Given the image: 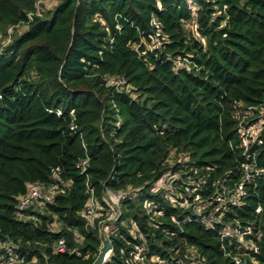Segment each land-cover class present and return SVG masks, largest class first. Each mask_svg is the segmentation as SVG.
Listing matches in <instances>:
<instances>
[{
	"label": "trees",
	"instance_id": "1",
	"mask_svg": "<svg viewBox=\"0 0 264 264\" xmlns=\"http://www.w3.org/2000/svg\"><path fill=\"white\" fill-rule=\"evenodd\" d=\"M38 1L0 0L3 35L25 26L0 51V241L19 264L96 262L98 219L80 215L88 190L103 215L105 190L124 195L102 264H234L244 249L221 232L236 221L264 264L263 175L221 224L194 221L192 202L199 194L203 213L227 204L222 189L234 191L245 163L264 168V124L246 151L238 127L248 106L257 117L264 107V0H55L36 14ZM33 182L60 190L23 219L16 204ZM61 238L64 253L52 246ZM139 243L144 263L128 259Z\"/></svg>",
	"mask_w": 264,
	"mask_h": 264
},
{
	"label": "built area",
	"instance_id": "2",
	"mask_svg": "<svg viewBox=\"0 0 264 264\" xmlns=\"http://www.w3.org/2000/svg\"><path fill=\"white\" fill-rule=\"evenodd\" d=\"M38 1L36 4V14H39L41 11H39V3ZM189 8H194L195 5L193 3L188 4ZM32 13H28L27 17L29 20H32ZM156 30L153 34L149 36L151 39L152 44H158L159 43V26L155 24ZM13 30V26L8 27V32ZM179 65H182L180 61H178ZM253 107L248 106L246 108V111L241 115L238 116V127L239 132L241 135V139L243 141V146L245 151L249 148V145L256 141L257 143H262V139L259 138V134L261 132L262 126L264 124V107H261L258 109V117L255 116ZM82 164L85 163V161L81 162ZM243 177L242 180L236 184L234 191L230 192L225 187L222 189V200L226 197L228 203L225 204L220 202V207H214L209 212L203 213V209L206 208V206L201 205V199L199 194H194L192 197L193 202V208L196 213V217L194 218V221L200 222L205 224L206 226H213L214 224H221L222 219L221 216L229 207V205H237L238 199L240 195L244 194V182L245 181H251L256 176L263 175L264 176V168L256 166V163H248L243 165ZM171 180L172 177L165 174L161 180V185H164L165 187L171 186ZM60 190L58 184H49L45 185L39 182H33L29 183L27 185L26 191L24 194H22L17 201L16 208L17 212L20 216L23 217V219H26V216L24 215L25 211L27 209H31L33 212H41L44 208V205L46 203H49L53 199V195ZM186 191H190V195L192 193H195L197 191V186H194L192 188H186ZM88 193H90V197L88 199V202L85 206V208L82 210L80 215L84 217L87 221V223L91 226L95 224V220L97 221V226L101 230L103 226V219L106 220H112L117 217V202L120 198L124 197L122 193L112 192L111 190H105L103 193L104 199L108 202L110 205V209H108L107 212L103 215L100 212V208L98 207V203L96 202L93 191L88 190ZM227 195V196H226ZM256 213H259L261 211V207L257 206L255 209ZM102 220L100 219L101 217ZM251 232L250 228L247 229V233ZM106 237L104 233H101V239ZM222 238H228V239H235L241 244V247H243V251L239 252L238 254L231 255V259L234 264H258V261L255 258V254L258 253V248L256 245L252 242V239H244L243 233L241 232V225L236 221L233 223H228L227 225L223 226V230L221 232ZM103 243V242H102ZM53 249L56 252L64 253L66 252V243L64 239H59L56 242L53 243ZM14 248H16L14 245H12L8 241H0V264H19V258L17 254L15 253ZM108 251L105 258L109 256ZM145 249L143 244H134L133 247L128 252V259L131 262L135 263H144L146 259V255L144 254ZM188 256L184 255V257H178L173 260V262H165L159 260L157 257H153L152 261L157 262L158 264H189L186 261V258ZM191 264V263H190ZM195 264H202L201 261L197 260L195 261Z\"/></svg>",
	"mask_w": 264,
	"mask_h": 264
},
{
	"label": "rangeland",
	"instance_id": "3",
	"mask_svg": "<svg viewBox=\"0 0 264 264\" xmlns=\"http://www.w3.org/2000/svg\"><path fill=\"white\" fill-rule=\"evenodd\" d=\"M56 3V1L55 0H41V2L39 3V11H41V12H43V11H45L46 9H50V8H52L53 6H54V4ZM23 29H25V26H22V27H19L18 29H17V31H7L6 32V35H3V33L0 31V51L2 50V48H4V46L10 41V37H11V34L12 33H14V35L15 34H17V32H19L20 30H23ZM13 35V34H12ZM101 217V216H100ZM115 219V218H114ZM102 220V219H101ZM113 220V219H112ZM103 222V226H102V228H101V233H104V235L106 236L107 235V232H108V229H106V226H104L105 225V223L107 222V220L106 219H103L102 220ZM107 238V236L106 237H104L103 238V240H102V242L104 241V239H106ZM108 239V238H107ZM190 252H193V250L192 249H190ZM110 253V252H109ZM188 256V255H187ZM188 258H189V256H188ZM107 259V258H106ZM192 260H190V262H189V264L191 263V264H193V262H191ZM197 261V260H196ZM4 264V263H3ZM194 264H195V260H194Z\"/></svg>",
	"mask_w": 264,
	"mask_h": 264
},
{
	"label": "water",
	"instance_id": "4",
	"mask_svg": "<svg viewBox=\"0 0 264 264\" xmlns=\"http://www.w3.org/2000/svg\"><path fill=\"white\" fill-rule=\"evenodd\" d=\"M110 250V242H109V240L106 238V239H104V241H103V245H102V248H101V250H100V253H99V255H98V258H97V260H96V262L94 263V264H102V262L104 261V260H106V255H107V253H108V251Z\"/></svg>",
	"mask_w": 264,
	"mask_h": 264
}]
</instances>
